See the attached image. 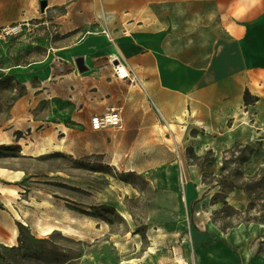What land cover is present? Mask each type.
Instances as JSON below:
<instances>
[{"label":"rangeland","instance_id":"obj_1","mask_svg":"<svg viewBox=\"0 0 264 264\" xmlns=\"http://www.w3.org/2000/svg\"><path fill=\"white\" fill-rule=\"evenodd\" d=\"M62 31L47 13L0 34V142H10L0 145V264L170 262L194 251V236L264 228V97L233 116L167 123L129 93L125 127L91 131L70 118L66 92L51 97V77L33 72L67 63L58 47L78 36ZM111 56L100 59L105 81H125ZM14 67L26 83L5 72ZM81 73L93 97L123 94ZM255 247L264 252V233Z\"/></svg>","mask_w":264,"mask_h":264},{"label":"crops","instance_id":"obj_2","mask_svg":"<svg viewBox=\"0 0 264 264\" xmlns=\"http://www.w3.org/2000/svg\"><path fill=\"white\" fill-rule=\"evenodd\" d=\"M41 1L0 0V28L52 13L59 31L78 36L58 47L67 63L38 66L33 72L41 83L51 77V97L66 92L73 107L70 118L81 127H89L91 116L116 107L124 128L121 105L129 93L167 123L187 114L233 116L244 103L245 90L264 97V0H44L43 11ZM108 19L117 20V32L109 30L113 26ZM110 55L135 73L141 89L126 81H105L107 68L100 59ZM70 57L74 62L82 58L84 71L96 75L97 85L120 87L123 94L111 90L93 97L89 77ZM5 72L22 83L30 78L17 67ZM0 231L7 235L2 226ZM263 233L261 225L252 224L194 236V251L184 252L179 260L149 256L142 264H264V252L255 251Z\"/></svg>","mask_w":264,"mask_h":264},{"label":"built area","instance_id":"obj_3","mask_svg":"<svg viewBox=\"0 0 264 264\" xmlns=\"http://www.w3.org/2000/svg\"><path fill=\"white\" fill-rule=\"evenodd\" d=\"M15 28H17V25L0 28V34H8ZM112 61H116L113 64V70L119 79L128 81L131 84L138 83L140 85L135 73L132 70L128 69L123 63H121L117 57H113ZM120 66L125 69L123 74H121L122 70ZM89 128L91 131L95 132L110 128H121V109L116 107H109L103 114H96L91 116L89 121Z\"/></svg>","mask_w":264,"mask_h":264},{"label":"water","instance_id":"obj_4","mask_svg":"<svg viewBox=\"0 0 264 264\" xmlns=\"http://www.w3.org/2000/svg\"><path fill=\"white\" fill-rule=\"evenodd\" d=\"M45 6H46V2L43 0V1H41L40 2V10H44V8H45ZM116 61H114V63H115ZM75 63H76V66H77V69H78V71L79 72H83L84 70H85V68L82 66V63H83V60H82V58H76L75 59Z\"/></svg>","mask_w":264,"mask_h":264},{"label":"trees","instance_id":"obj_5","mask_svg":"<svg viewBox=\"0 0 264 264\" xmlns=\"http://www.w3.org/2000/svg\"><path fill=\"white\" fill-rule=\"evenodd\" d=\"M251 98H252L254 101L257 100L256 97H251L250 94H249V92H248L247 90H245L244 93H243V102H244V104H245V105L248 104V103H249V99H251Z\"/></svg>","mask_w":264,"mask_h":264},{"label":"bare ground","instance_id":"obj_6","mask_svg":"<svg viewBox=\"0 0 264 264\" xmlns=\"http://www.w3.org/2000/svg\"><path fill=\"white\" fill-rule=\"evenodd\" d=\"M114 67H115V65H114ZM120 68H121V70H122V72H121V74H123L124 73V68H122L121 66H120ZM0 145H10V142H0Z\"/></svg>","mask_w":264,"mask_h":264}]
</instances>
